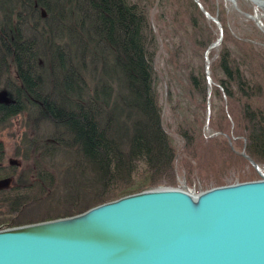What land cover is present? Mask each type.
Segmentation results:
<instances>
[{
  "label": "trees",
  "instance_id": "1",
  "mask_svg": "<svg viewBox=\"0 0 264 264\" xmlns=\"http://www.w3.org/2000/svg\"><path fill=\"white\" fill-rule=\"evenodd\" d=\"M9 1L0 0V134L17 115L34 131L23 133L14 156L32 152L38 158L50 145L71 150L80 166L66 168L65 173L80 184L77 191L87 180L98 185V198L85 209L162 181L174 184L177 152L162 127L153 34L139 0ZM174 1L178 25L189 30L195 49L206 52L220 32H213V23L194 0ZM199 1L214 15L210 0ZM216 10L222 13L223 30L217 51L208 50L209 58L216 55L209 65L213 81L207 82L201 61L198 70L188 71L186 89L196 105L200 99L202 110L209 87L221 101L224 98L220 117L211 115L208 121L212 133L219 135L205 134L201 129L205 118L198 115L179 124L176 133L188 157L196 160L203 155L199 160L206 158L213 165L224 161L223 152L229 160L236 157L250 164L223 135L240 137V148L264 167V35L252 20V32L233 33L226 10L221 6ZM170 59L175 65L174 56ZM42 124L50 126L47 138L39 133ZM3 155L0 140V164ZM36 162L28 176L16 174L20 177L10 188L0 189V222L20 225L71 214L73 207L64 213L26 216L32 199L26 200L27 193L19 190L36 184L41 194L51 187V172L39 165V159ZM209 163L201 162L202 170ZM116 184L119 187L110 194L109 187ZM75 192L71 188V197L64 198L69 204Z\"/></svg>",
  "mask_w": 264,
  "mask_h": 264
},
{
  "label": "water",
  "instance_id": "2",
  "mask_svg": "<svg viewBox=\"0 0 264 264\" xmlns=\"http://www.w3.org/2000/svg\"><path fill=\"white\" fill-rule=\"evenodd\" d=\"M194 1L220 30L211 49L221 42V25ZM251 1L264 9V0ZM242 155L259 179L199 192L155 187L66 217L2 224L0 264H264V173L244 150ZM9 183L0 178V189Z\"/></svg>",
  "mask_w": 264,
  "mask_h": 264
},
{
  "label": "rangeland",
  "instance_id": "3",
  "mask_svg": "<svg viewBox=\"0 0 264 264\" xmlns=\"http://www.w3.org/2000/svg\"><path fill=\"white\" fill-rule=\"evenodd\" d=\"M9 2L12 3V0ZM139 2L144 7L148 16L150 28L153 34L152 41L155 56L154 70L156 73L155 89L157 92L158 103L161 107L162 127L165 132L169 134L172 144L177 152L174 166L175 183L171 184L167 181H162L157 183L152 188H180L182 186H187L189 189L199 192L212 186L229 184L237 181L259 179L260 175L251 163L247 164L236 157H231L229 160L227 152H223L227 158L223 157L224 161H218L216 165L209 163L206 158L199 160L203 155L195 160L194 158L192 159L191 157H188L186 153H184L182 149V139L176 133L177 126L179 124H183L185 121H188L189 123L192 122L195 115H198L200 119L205 118L203 126L201 127L203 132L207 135L210 133L213 136H218V133H212L213 131L209 127L206 119L208 112L209 117H211V115H215L216 118L220 117L221 106L224 98L221 101L220 97L214 94V92H212V88L209 87L210 90L208 91L206 109L202 110L200 108V99H197L198 106L194 101L189 99L190 95L186 89V76L191 68L198 70L201 61H203L206 66L205 51H202L201 53L199 50L195 49L188 38L189 30H185L184 28L182 29L178 25L181 22L179 21L181 19L179 17V11H176L173 7V3H175V1L139 0ZM221 2L222 5H219ZM213 6L215 7V13L214 15H211L220 23L222 30L223 26L219 20L222 13L217 12L216 10L219 9L220 6L227 12V24L233 33L243 35L252 32L253 25L250 22L252 20L255 27L258 29L260 28L261 30H259L264 35V9L258 7L251 0H234V2L233 0H210V7ZM223 15L226 19L225 14ZM210 22H212L214 26L213 32H220L217 24L211 20ZM218 48L219 45L214 47V49L212 48V52H216ZM171 56H174L176 60L175 63L177 64H175L176 66L173 65V61L170 59ZM215 56L216 55H213L212 58H209V65L215 59ZM208 74L211 78L210 69ZM195 125L200 128L198 123H195ZM49 128V125H39V133L41 135H45L44 137L47 138ZM24 132L27 135L34 133L32 129L27 128V125H25L23 116L17 115L11 119L10 124L4 127V130L0 134V140L4 146L3 162L0 164L2 169L0 171H4L5 173L8 172L10 175L7 176L5 174L6 177L10 178V184L3 189L10 188L11 184H14L15 179L19 178L20 175L23 177L28 176L27 171L34 168L33 165H36L37 163L36 159H39V165L51 172V187H47L46 192H42L41 194L36 190V184L28 186L24 190H19L20 193H27L28 196L25 197L26 200L31 198L33 201V198L35 199L36 197H39L38 201H31V205L29 202L31 208H29L30 210L28 209L29 211L26 212V216L42 214L45 211L55 214L57 213L54 212L55 210H58V213H64L66 209H71L73 207L70 212L71 214L49 218L54 219L74 215L86 210L87 208L85 209L84 206L98 198L95 197L98 185L92 184L90 180H87L88 183L85 184V186L82 184V191L79 193L77 190L79 189L80 184L77 180L73 179L74 177L70 175V173H65L66 168L69 169L73 166H80V161L76 157H73L71 150H64L62 147H56V145H50L48 146L49 149H46V151L39 152L37 154L38 158L34 157L32 152L27 153V155L20 152L19 156H14L17 154L14 152V149L18 144H20V137L23 136ZM223 137L226 138L227 142L234 151H239V153L242 154L243 148H240L238 141L240 137H230L228 135H223ZM23 157L25 158L23 159ZM201 162H207L211 166L206 164L204 170H202L200 165ZM13 165L17 167V169H11V166ZM261 170L264 173V167H261ZM3 176L4 174H2L0 178ZM243 176H247L248 178L242 180L241 178ZM63 178H68V184L66 186H63ZM68 185L70 187L67 188ZM118 187L119 184L111 185L109 187L110 194L115 193ZM71 188L76 191L75 199L72 201L73 204L71 203L72 206L67 200L71 197ZM64 198L67 199L65 200ZM38 221L33 220L28 223ZM11 223L12 222H0V226L2 224L10 226Z\"/></svg>",
  "mask_w": 264,
  "mask_h": 264
},
{
  "label": "flooded vegetation",
  "instance_id": "4",
  "mask_svg": "<svg viewBox=\"0 0 264 264\" xmlns=\"http://www.w3.org/2000/svg\"><path fill=\"white\" fill-rule=\"evenodd\" d=\"M3 177H6V176H3Z\"/></svg>",
  "mask_w": 264,
  "mask_h": 264
},
{
  "label": "bare ground",
  "instance_id": "5",
  "mask_svg": "<svg viewBox=\"0 0 264 264\" xmlns=\"http://www.w3.org/2000/svg\"><path fill=\"white\" fill-rule=\"evenodd\" d=\"M1 189H3V188H1Z\"/></svg>",
  "mask_w": 264,
  "mask_h": 264
}]
</instances>
